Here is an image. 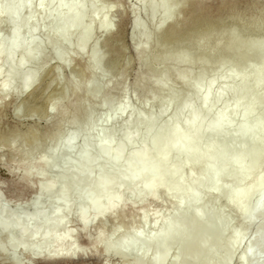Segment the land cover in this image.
Instances as JSON below:
<instances>
[{"label":"bare ground","instance_id":"6f19581e","mask_svg":"<svg viewBox=\"0 0 264 264\" xmlns=\"http://www.w3.org/2000/svg\"><path fill=\"white\" fill-rule=\"evenodd\" d=\"M62 1L0 0V107L8 96L26 93L31 109H46L50 115L56 111V96L46 92L58 79L57 68H51L52 77L47 74L44 84L34 88L37 70L32 65L49 44L56 47L64 41L70 43V61L83 55L94 29L91 19L69 20L61 27L62 21L81 12L89 0H74L65 7L60 6ZM98 1L90 0V16L96 14ZM206 1L171 0V14L179 9L180 17H168V27L161 26L162 18L158 19L149 30L139 18V10L156 9L161 0H137L132 24V34L138 36L136 60L148 54L153 32L161 50L149 65L154 72L163 58V48L176 35L201 28L206 33L213 29L232 31L246 26L245 19L254 22L264 10L256 7L247 14L249 8L228 7L212 15L203 6ZM188 6L192 11L183 14ZM23 10H27L25 14ZM195 10L201 12L195 14ZM41 24L46 27L44 34L39 29ZM101 27L106 31L104 47L90 55V66L83 63L76 68L75 72L84 71L86 78L80 89L70 84L74 95L58 108L61 119L48 131L45 151L31 159L19 151L32 150L42 138L40 127L0 135V142L19 155L15 167L8 165L20 186L16 195L33 190L27 200L13 199L5 195L0 184L2 260L10 256L11 264L56 262L106 253L119 255L120 264H182L188 258L193 264H203L204 258L198 260L194 252L205 248L208 236H222L224 209L217 202L223 200L226 206L229 202L238 205L231 215L243 227L230 230L234 243L256 223L251 233L253 242L240 251L239 264H264V170L245 189L229 196L226 193L228 181H245L264 164V102L256 106L264 99L260 93L264 60L254 75L232 52L224 65L211 72L203 70L194 78L182 68L185 59L161 74H152L149 80L138 71L133 88L136 92L142 89L144 95L134 108L125 82L111 88L106 81L98 84L105 54L113 56L112 64L123 50L117 45L120 35L114 34L105 16L97 28ZM78 29L81 33L74 41ZM233 43L232 35L226 47ZM91 46L95 48L97 41ZM112 69L109 65L107 72ZM95 84L97 91L89 96ZM108 88L112 92H107ZM180 89L183 96H179ZM161 94L175 96L164 98L154 110L152 106ZM171 107L174 111L166 117ZM124 114L119 127L109 126ZM62 117L74 123L69 131L64 129ZM21 140L24 144L18 143ZM160 195L172 200L175 212L165 215L148 233L149 205ZM136 207L140 210L139 225L122 222L106 227L108 221L126 220ZM71 219L77 228L68 225ZM94 226L95 236L90 238L89 230ZM78 236L85 238L86 245L77 244ZM175 243V257L168 259ZM208 250L210 255L215 251Z\"/></svg>","mask_w":264,"mask_h":264},{"label":"rangeland","instance_id":"374dc122","mask_svg":"<svg viewBox=\"0 0 264 264\" xmlns=\"http://www.w3.org/2000/svg\"><path fill=\"white\" fill-rule=\"evenodd\" d=\"M74 0H63L60 6L65 7L69 5ZM137 0H99L94 7L96 14L89 15L88 9L90 7V0L84 4V8L81 12L74 15L72 18L62 21L59 25L63 27L69 20L77 19H91L92 25L94 27L92 33L89 35L88 43L85 48L83 55L74 57L70 61V43L62 42L54 45L49 44L41 53V56L32 65V67L37 70V80L33 87H41L46 81L47 74L52 77V69L56 67L58 71V79L52 86L47 90V94L56 96V111L53 115H50L46 109H31L29 104L25 101L26 93H22L16 97L8 96L3 100V104L0 107V135L8 136V134L15 130L27 131L30 128L40 127L43 130L42 138L32 146V150L29 153H24L19 150L21 155L25 156L27 159H31L43 153L45 151V142L49 137V130L55 127V122L61 119L58 114V108L62 106L64 101L74 93H72L70 84L73 83L77 89H80L85 78L86 73L84 71L76 73V68L80 67L84 63L85 66H90V55L93 52H100L104 47V39L106 37L105 28H97L101 17L105 16L107 22L111 29L113 28L114 34H119L120 38L117 45H120L122 50V56L117 57L113 61V56L110 54H105L101 64V76L98 84L106 81L108 87H116L121 83L125 82L128 87V100L130 105L134 108H138V100L144 95L142 89L137 92L134 91L133 83L136 77V73L139 71L145 80H149L153 74H161L166 69L174 67L182 59L186 60L183 69L190 73L191 78H194L201 71H213L219 66L224 65L228 59L229 53L232 52L235 57L240 60V62L247 65L249 73L251 75L255 74V71L259 68L264 60V10H261L259 15L255 18L253 22H247L245 19L244 23L246 26L242 28H235L234 30H228L227 32L221 33V29H213L210 33H206L205 29L201 28L193 33H183L181 36L176 35L173 37L171 43L166 44V47L162 51V59L157 62L154 67V72L150 71L149 65L154 60V57L161 50L156 39V33H152L150 40V50L147 55L142 57L140 60H136L134 46L138 42V36H133L132 34V24L134 19L133 9L136 6ZM171 0H161L158 7L153 9V7H143L139 10V18L145 20V25L149 30H153L155 23L158 19L162 18L163 27H168L169 21L168 17L174 16V18L180 17L179 9L174 10V13L170 12ZM204 8L210 12L212 15L220 14L225 8H232L233 10H239L243 8H249L247 14H252L256 7H261L264 9V0H207L204 3ZM193 7H186L185 12L192 11ZM27 10H23V14ZM200 10H195V14H199ZM106 13V15H105ZM194 14V15H195ZM168 15V16H167ZM178 22V21H177ZM251 23V24H250ZM250 24V25H249ZM39 29L42 34L46 33V27L41 24ZM44 32V33H43ZM80 29H78L73 34V39L78 40L80 35ZM235 37V43L231 44L228 48L226 47L228 40L231 36ZM97 41V46L92 48L91 43ZM219 45V50H214ZM73 45H71L72 47ZM213 52V56H209ZM247 53V56H243ZM115 55V53H114ZM112 58V59H111ZM112 65V72H107V67ZM45 79V80H44ZM251 79L252 76H251ZM44 80V81H43ZM172 81V78L170 79ZM43 83V84H42ZM41 84V86H40ZM32 87V88H33ZM97 85H93L89 90V96L93 95L97 91ZM112 92L111 89H107V92ZM51 94H50V93ZM179 96L184 95V91L180 89L178 91ZM260 93L264 94V87L260 88ZM176 94V93H175ZM175 94H161L158 96V100L153 104L152 108L157 110L160 108L161 101L164 98H171ZM264 102L262 98L256 106H260ZM174 108L171 107L166 117L171 116ZM126 114L122 115L118 119L109 123L112 128L119 127L125 120ZM68 120V121H67ZM65 130H70L73 128L74 123H70V118L62 117ZM62 123V124H63ZM24 129V130H23ZM25 140H21L18 143L24 144ZM19 155L12 151L8 145L0 142V184L3 185V191L8 198L15 199L16 197H21L22 200H27L33 195V190L23 191L22 195L17 196L16 192L20 191V186L16 183L18 180L17 175L14 176L9 172V166L15 167L18 163ZM235 169H237L235 167ZM264 164L254 171L245 181L236 182L228 181V191L226 192L228 196L233 193H238L242 189H245L251 184V181L255 179L260 174H263ZM251 179V180H249ZM226 182V181H225ZM16 183V184H15ZM15 186V189L12 188ZM15 190V191H14ZM223 205V206H222ZM217 206L223 207V222L225 225V230L220 236L216 237L208 236L204 241L206 243L205 248L200 249V247L195 250V254L200 258H204L203 264H239L240 251L243 249L245 244L253 242L252 231L256 226V223L252 224L249 231L241 235L238 243H234L230 235V230L234 227H243L239 221L234 219L231 214H234L237 210L238 205L229 202V204L224 205L223 200L217 202ZM149 215H148V225L146 231L148 233L153 232L158 223L167 214L175 212V204L166 195H160L157 202L151 203L149 205ZM140 210L136 207L130 211L129 216L126 220H116L108 221L106 227L108 229L112 228L115 223H126L128 225L136 226L140 224L139 218ZM68 225L71 228H77V222L73 219L69 220ZM95 236V226L89 230V237ZM77 244L80 246L86 245V240L82 236H78L76 240ZM178 243H175L171 248L168 259L175 257L176 250L175 247ZM209 248H213L215 251L213 254H208ZM231 253V255L229 254ZM210 253V252H209ZM228 254L230 255L229 261ZM197 260V261H198ZM122 258L119 255H108L102 253L96 256H89L85 258H75L73 260H59L56 262H47L39 260L37 262H32L26 260V264H120ZM12 259L7 256L2 260L0 257V264H11ZM182 264H193V259L188 258L183 260Z\"/></svg>","mask_w":264,"mask_h":264}]
</instances>
